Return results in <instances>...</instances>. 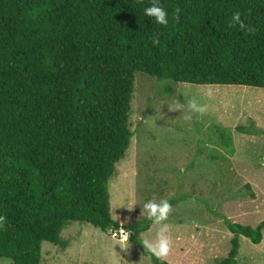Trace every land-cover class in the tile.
Masks as SVG:
<instances>
[{
    "label": "trees",
    "instance_id": "obj_1",
    "mask_svg": "<svg viewBox=\"0 0 264 264\" xmlns=\"http://www.w3.org/2000/svg\"><path fill=\"white\" fill-rule=\"evenodd\" d=\"M151 3L0 0V259L41 264L43 243L66 247L62 232L75 222L126 229L132 241L150 228H123L110 206V179L134 136L137 73L264 89V0H160L166 26L144 14ZM236 12L244 27L233 25ZM226 222L234 237L219 264H238L240 237L261 243L264 221Z\"/></svg>",
    "mask_w": 264,
    "mask_h": 264
},
{
    "label": "rangeland",
    "instance_id": "obj_2",
    "mask_svg": "<svg viewBox=\"0 0 264 264\" xmlns=\"http://www.w3.org/2000/svg\"><path fill=\"white\" fill-rule=\"evenodd\" d=\"M193 98L203 111L188 108ZM129 126L134 136L109 182L112 218L123 228L151 221L141 205L167 199V219L152 222L136 241L122 229L125 249L112 230L72 223L62 232L66 247L43 243L41 264H154L140 240L154 241L165 226L172 243L163 259L170 264H219L234 237L226 219L251 226L264 221V89H209L139 72ZM237 260L264 264V239L255 244L241 236Z\"/></svg>",
    "mask_w": 264,
    "mask_h": 264
},
{
    "label": "clouds",
    "instance_id": "obj_3",
    "mask_svg": "<svg viewBox=\"0 0 264 264\" xmlns=\"http://www.w3.org/2000/svg\"><path fill=\"white\" fill-rule=\"evenodd\" d=\"M178 11L179 10H177V12ZM144 14L146 16L153 17L157 24L166 26L169 23L168 11L160 4V0H152L151 6L144 8ZM231 19L233 25L239 23L240 27H244L243 22L241 21V14L239 12H236ZM248 31H252V29L249 28ZM187 106L193 112L203 111V108L198 106L195 98L191 99L188 102ZM141 206L142 214L146 211L147 219L151 220L155 224H159L162 221L166 220L171 211V204L167 199L160 200L159 202H156L155 200H149ZM128 208L133 209L134 207ZM119 235L121 239L118 244L121 246L122 249H125L123 245H125L128 240V234L120 232ZM140 242L142 243L143 248L147 249V251L153 256H155L157 259H162L168 256L172 243L171 238L168 235L167 226L161 228L158 231L156 239L154 241L149 239H143L140 240Z\"/></svg>",
    "mask_w": 264,
    "mask_h": 264
},
{
    "label": "water",
    "instance_id": "obj_4",
    "mask_svg": "<svg viewBox=\"0 0 264 264\" xmlns=\"http://www.w3.org/2000/svg\"><path fill=\"white\" fill-rule=\"evenodd\" d=\"M113 232H114V231H113ZM120 232H121V231H118V232L115 231L116 234H119Z\"/></svg>",
    "mask_w": 264,
    "mask_h": 264
}]
</instances>
